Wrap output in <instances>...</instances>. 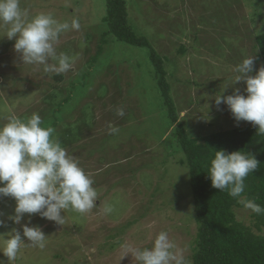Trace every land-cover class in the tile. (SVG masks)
I'll return each instance as SVG.
<instances>
[{
	"label": "rangeland",
	"instance_id": "obj_1",
	"mask_svg": "<svg viewBox=\"0 0 264 264\" xmlns=\"http://www.w3.org/2000/svg\"><path fill=\"white\" fill-rule=\"evenodd\" d=\"M126 1L137 33L163 59L179 118L192 136L251 124H237L227 106L218 110L213 100L223 90L231 95L233 88L246 95L242 81L232 85L234 68L244 58L253 56L250 75L263 67L254 36L264 31V0ZM20 6L30 16L76 18L81 28L60 37L57 52L71 56L73 67L59 76L23 64L14 40L0 38V125L9 116L39 113L42 126L54 128L61 146L92 175L98 201L87 214L65 210L63 225L32 215L29 226L41 228L45 247H22L9 264H136L130 256L120 260L121 244L151 247L160 231H167L187 258L193 225L182 227L187 173L178 176L187 168L172 147L173 126L161 105L148 49L109 34L100 43L105 0H20ZM4 31L0 27V36ZM119 107L123 117L116 115ZM106 206L113 211L106 214ZM14 207L12 198L0 197V233L21 230L7 219ZM249 213L239 208L237 219L251 225ZM0 261L7 264L2 254Z\"/></svg>",
	"mask_w": 264,
	"mask_h": 264
},
{
	"label": "clouds",
	"instance_id": "obj_2",
	"mask_svg": "<svg viewBox=\"0 0 264 264\" xmlns=\"http://www.w3.org/2000/svg\"><path fill=\"white\" fill-rule=\"evenodd\" d=\"M0 27L5 29L0 38L14 40L13 49L23 64L43 66L45 73L56 76L72 70V57L58 53L57 45L63 33L80 30L78 19L61 22L53 14L43 12L30 16L27 9L21 8L20 0H0ZM253 64L250 56L234 68L232 85L242 81L246 95L239 88H233L231 95H223V90L213 101L218 110L221 104L226 105L237 124L251 122L259 134H264V67L250 75ZM115 112L119 117L125 115L123 107ZM42 124L41 116L34 112L27 119L9 116L0 125V197L15 201L14 214L7 219L21 229L0 233V254L7 258V264L17 259L22 247H45L47 236L41 228L29 226L32 215L63 225L65 210L87 214L97 206L98 193L92 175L61 146L54 137L55 129ZM110 131L115 133L118 129L110 128ZM257 168L258 161L250 153L218 150L210 161L207 175L213 188L227 191L251 213L262 214L264 208L243 197L245 179ZM184 173L187 172L178 176ZM112 211L111 206L104 208L106 214ZM25 216L27 221L21 223ZM2 226L4 220H0ZM121 249L120 260L130 256L136 264H189L184 250L170 239L167 231L156 234L151 247L123 243Z\"/></svg>",
	"mask_w": 264,
	"mask_h": 264
},
{
	"label": "trees",
	"instance_id": "obj_3",
	"mask_svg": "<svg viewBox=\"0 0 264 264\" xmlns=\"http://www.w3.org/2000/svg\"><path fill=\"white\" fill-rule=\"evenodd\" d=\"M103 21L106 31L100 43L109 34L127 44L148 49L161 105L169 125L173 126L168 136L172 137L174 152L180 155L178 163L187 168L183 195L186 223L182 227L188 230V226L193 225L192 234L189 233V264H264V213L250 212L251 225L238 220L236 211L243 205L227 191L213 188L207 175L215 151L231 153L243 150L252 154L258 161V168L245 179L243 197L264 208V134H259L256 127L250 124L192 136L185 126L186 121L179 118L163 59L150 41L137 33V26L132 25L127 1L105 0ZM254 43L258 59L264 67V31L254 36ZM179 51L182 54L186 49L181 46ZM99 54L100 47L94 58Z\"/></svg>",
	"mask_w": 264,
	"mask_h": 264
}]
</instances>
